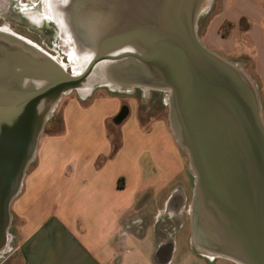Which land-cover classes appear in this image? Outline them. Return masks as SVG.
I'll return each instance as SVG.
<instances>
[{"label":"water","instance_id":"water-1","mask_svg":"<svg viewBox=\"0 0 264 264\" xmlns=\"http://www.w3.org/2000/svg\"><path fill=\"white\" fill-rule=\"evenodd\" d=\"M214 2L63 0L61 24L78 53L89 56L76 73L0 29V256L14 244L11 209L35 161L45 113L73 91L84 95L96 73L107 88L111 82L166 93L171 131L195 178L192 247L239 264H264L259 87L244 66L198 35V11L204 4L208 12ZM172 249L160 254L162 264L170 263Z\"/></svg>","mask_w":264,"mask_h":264},{"label":"crops","instance_id":"crops-1","mask_svg":"<svg viewBox=\"0 0 264 264\" xmlns=\"http://www.w3.org/2000/svg\"><path fill=\"white\" fill-rule=\"evenodd\" d=\"M29 1L20 0L21 10ZM215 3L218 28L230 27L217 51L239 53L226 58L247 61L264 98V0ZM122 105L118 97L71 101L61 130L42 133L11 209L15 243L0 264H162V242L177 228L170 200L182 169L173 156L150 147L155 133L141 130L134 115L122 124V144L114 147L107 122ZM147 156L155 169L152 161L146 165ZM189 209L179 213L178 231L186 233Z\"/></svg>","mask_w":264,"mask_h":264},{"label":"rangeland","instance_id":"rangeland-1","mask_svg":"<svg viewBox=\"0 0 264 264\" xmlns=\"http://www.w3.org/2000/svg\"><path fill=\"white\" fill-rule=\"evenodd\" d=\"M45 0H32L26 3L25 9L21 10L20 0H0V5H2L6 10V13L0 12V19L7 21L6 23L0 24L1 30L10 31L22 38L27 39L32 44L42 48L47 51L56 60L63 65L68 67L69 72H80L82 71L89 61L88 55H81L75 49V43L67 33V29L61 24L60 14L50 13L48 9L44 8ZM43 5V6H42ZM202 4L197 15V30L203 43L211 50L217 51V40L221 36L227 37L230 31L229 25H223L218 28L219 21L215 17L217 12V3L214 2L211 10L206 12L205 5ZM42 7L48 14L46 19L41 17V11L38 9ZM8 9H10L12 16L9 19L6 16ZM39 13L36 12L38 10ZM17 12L14 15V11ZM26 14V18L24 16ZM48 17V18H47ZM59 17V18H58ZM38 20H40L38 22ZM46 21V22H45ZM15 25V26H14ZM13 26L16 27L20 32L15 31ZM23 30V31H22ZM242 41H239L241 45ZM225 57H238L239 53L226 52L224 50L217 51ZM233 62L239 63L244 66L247 71L249 67L245 59H231ZM105 65V64H102ZM247 65V66H246ZM255 80V77L252 76ZM97 82V83H96ZM103 84H107L98 74L94 73L91 80H89V86L86 88L82 95L77 91H73L65 95L61 101L56 106H50L44 115V129L43 132H59L62 128V113L64 107L71 101L79 102L80 104H88L90 101L97 96V98H108L118 97L123 104L129 107L128 116L126 115L120 121L121 123H113L112 121L107 122V133L109 138L112 140L115 146H121L122 144V124L130 116H135L137 121L140 123V129L146 132H154V140L151 148L158 151V153H164L165 155L173 156L177 167H181L182 172L176 178L175 190H181L183 193V201L185 202L186 209L190 208L193 202L194 195V183L195 178L190 172L189 168V157L187 153L177 144L170 127V109L168 106L167 95L164 92H152L148 90H141L140 88L134 87H123L119 85L108 83L109 88L104 87ZM259 96L262 103V115L264 120V98L261 91L260 83ZM85 96V97H83ZM121 113V109L116 113L117 117ZM130 114V115H129ZM126 118V119H125ZM94 133H97L96 129H93ZM93 133V132H92ZM166 133V135H165ZM169 134V136H167ZM171 140V142H170ZM174 142V143H173ZM132 147V144L130 145ZM135 146V145H133ZM154 151V152H155ZM152 161L153 169H155V163L151 157H145V163ZM151 165V164H150ZM33 163L30 164L28 170L31 169ZM27 170V171H28ZM188 214V215H187ZM185 216L186 233L178 231L179 223L176 225L174 231V240L177 238L178 245H176V251L174 255V260L171 264H239L231 259H227L220 256H213L203 250L193 249L190 241L193 238L192 234V223L189 212ZM185 220H183L185 222ZM13 228L11 229L12 232ZM10 232V233H11ZM12 234V233H11ZM15 243V241H13ZM147 243V242H146ZM191 250L193 252L191 253ZM6 257V255H5ZM201 259L207 260L205 263ZM6 261L4 258L1 259V263ZM226 261V262H225Z\"/></svg>","mask_w":264,"mask_h":264},{"label":"flooded vegetation","instance_id":"flooded-vegetation-1","mask_svg":"<svg viewBox=\"0 0 264 264\" xmlns=\"http://www.w3.org/2000/svg\"><path fill=\"white\" fill-rule=\"evenodd\" d=\"M62 2H63V0H45L44 8L45 9H48V11H50V13H53V15L54 14H58L63 9V7H65V5H66V4H63ZM44 8L39 7L38 9L41 11V13H40L41 14V17L44 18V19H46V16L49 13L47 14L45 12V9ZM4 9L5 8L2 5H0V12L1 13H6L5 12L6 10H4ZM39 10L36 11V12L39 13L40 12ZM16 14H17V12L14 11V15H16ZM10 15H12V14H11L10 9H8L7 14H6L5 17H7L9 19V17L10 18L12 17ZM24 16H25V18L27 17L26 14H24ZM39 21L40 20H38V22ZM6 22L7 21H3V19L2 20L0 19V24L6 23ZM14 26H13V29L15 31L20 32V30H18ZM128 111H129V107L126 104H123L122 105V109H121V113L116 118H114L113 123H115V124L121 123L120 120L128 114ZM182 193L183 192L181 190H175L174 191V194L172 195L171 200H170L171 201V210H172L171 213H174L173 220H174V224L175 225H177V223H179L181 221L180 218H179V213H181V211L183 212L184 209L186 208V206H184L185 205V202L183 201V194ZM161 237L166 239L165 235H163ZM177 243H178L177 238H175V240L173 238V239L167 240L165 242L163 241L161 247H164L163 248L164 250L161 249L162 250L161 253H163V251H167V250L171 249V247H173L174 252H175L176 251V245H177ZM190 251H191V253L193 252V250H190ZM201 260L204 261L205 263H208L207 260H205V259H201ZM226 264H232V263H227L226 262Z\"/></svg>","mask_w":264,"mask_h":264},{"label":"trees","instance_id":"trees-1","mask_svg":"<svg viewBox=\"0 0 264 264\" xmlns=\"http://www.w3.org/2000/svg\"><path fill=\"white\" fill-rule=\"evenodd\" d=\"M115 148H118V147H116V146H114Z\"/></svg>","mask_w":264,"mask_h":264},{"label":"bare ground","instance_id":"bare-ground-1","mask_svg":"<svg viewBox=\"0 0 264 264\" xmlns=\"http://www.w3.org/2000/svg\"><path fill=\"white\" fill-rule=\"evenodd\" d=\"M97 83V82H96Z\"/></svg>","mask_w":264,"mask_h":264}]
</instances>
